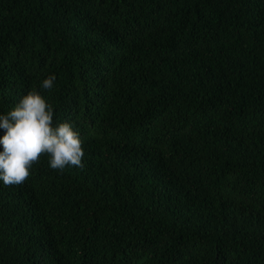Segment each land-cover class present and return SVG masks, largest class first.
I'll return each mask as SVG.
<instances>
[{"label":"trees","instance_id":"obj_1","mask_svg":"<svg viewBox=\"0 0 264 264\" xmlns=\"http://www.w3.org/2000/svg\"><path fill=\"white\" fill-rule=\"evenodd\" d=\"M29 91L83 167L0 182V264H264V0H0Z\"/></svg>","mask_w":264,"mask_h":264},{"label":"clouds","instance_id":"obj_2","mask_svg":"<svg viewBox=\"0 0 264 264\" xmlns=\"http://www.w3.org/2000/svg\"><path fill=\"white\" fill-rule=\"evenodd\" d=\"M55 74L42 81L54 85ZM0 182L20 184L41 153L49 155V166L83 167L84 150L79 132L68 121L54 122V111L38 91L22 95L7 113H0Z\"/></svg>","mask_w":264,"mask_h":264}]
</instances>
